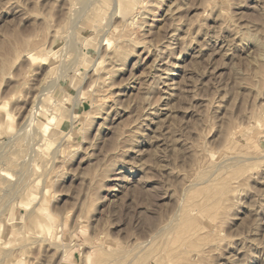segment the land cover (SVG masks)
<instances>
[{
    "label": "rangeland",
    "instance_id": "374dc122",
    "mask_svg": "<svg viewBox=\"0 0 264 264\" xmlns=\"http://www.w3.org/2000/svg\"><path fill=\"white\" fill-rule=\"evenodd\" d=\"M115 1L0 0V264H264V0Z\"/></svg>",
    "mask_w": 264,
    "mask_h": 264
},
{
    "label": "bare ground",
    "instance_id": "6f19581e",
    "mask_svg": "<svg viewBox=\"0 0 264 264\" xmlns=\"http://www.w3.org/2000/svg\"><path fill=\"white\" fill-rule=\"evenodd\" d=\"M117 1H118V0L115 1V4L117 3ZM115 4H114V6H115ZM115 7L117 8V4H116ZM113 9H114V8H113ZM155 17H156V16H155ZM135 19H136V18H135V14H133V15L129 16V18H127V23H128V24H132V23H134ZM173 35H174V34H173ZM80 49H81V48H80ZM124 53H125V52H124ZM76 54H77V53H76ZM118 54H119V53H118ZM125 54H128V53H125ZM127 56H128V55H127ZM169 69H170V68H169ZM166 70H167V69H166ZM167 71H168V70H167ZM66 72H67V71H66ZM168 72H169V71H168ZM167 74H168V73H167ZM167 74H166V76H167ZM162 77H163V76H162ZM50 80H51V79H50ZM166 80H167V79H166ZM56 81H58V80H56ZM168 82H169V81H168ZM48 83H49V82H48ZM52 84H53V83H52ZM54 84H55V83H54ZM54 84H53L52 86H54ZM50 87H51V86H50ZM43 89H45V87H44ZM42 93H43V92H42ZM76 97H77V96H75V98H76ZM78 97H79V96H78ZM77 99H78V98H77ZM35 104H36V103H35ZM73 104H74V102H73ZM41 105H42V104H41ZM33 106H34V105H33ZM40 107H41V106H40ZM33 108H34V107H33ZM33 108H32V109H33ZM37 108H38V107H37ZM72 108H73V107H72ZM33 110L35 111V108H34ZM34 111H32V112H34ZM38 112H39V110H38ZM32 115H33V114H32ZM32 115H31L30 117H32ZM74 116H75L74 113L71 112V117H74ZM55 117H56L55 115H51V116L48 118V120H47L48 123H49V124L47 123V130H48V131H49L50 127H51L50 124H51V122L53 123V120L55 119ZM96 117H97V116H96ZM32 119L34 120V117H33ZM32 119H31V120H32ZM31 124H32V123H31ZM24 130H25V129H24ZM48 131H47V132H48ZM21 132H22V130H21ZM23 132H24V131H23ZM27 132H28V131H27ZM47 132H46V133H43L42 135H40L41 137L39 138V140H40V139H43L44 142H46L48 145H49V144L51 145L50 141L48 140V138H47V136H46V135H47ZM231 133H232V132H231ZM12 140H13V138H12ZM39 140H38V141H39ZM248 140H249V139H248ZM44 142H43V143H44ZM38 143H39V142H38ZM249 143H250V142H248V144H249ZM41 145H42V144H38V147H37V148H40ZM45 145H46V144H45ZM45 147H46V146H45ZM47 147H48V146H47ZM246 148H247V147H246ZM8 149H9V148H8ZM40 149H41V148H40ZM247 149H248V148H247ZM248 150H249V149H248ZM245 152H246V151H245ZM246 156H247V155H246ZM228 158H229V157H228ZM247 158H248V157H247ZM227 160H228V159H227ZM231 160H232V159H231ZM231 160H230V161H231ZM232 161H233V160H232ZM222 162H223V161H222ZM219 163H220V162H218V164H219ZM218 164H217V165H218ZM220 165H221V164H220ZM235 165H236V164H235ZM222 166H223V165H222ZM227 166H228V165H227ZM237 166H238V165H237ZM218 167H219V166H218ZM235 168H236V167H235ZM8 171H9V170H8ZM8 171H7V172H8ZM216 171H218V168H217ZM7 172H6V173H7ZM224 172H226V170H225ZM215 173H216V172H215ZM7 174H8V173H7ZM237 174H238V173H237ZM3 175H4V174H3ZM7 176H8V175H6V177H7ZM216 176H217V175H216ZM9 177H10V176H9ZM7 178H8V177H7ZM17 178H18V177H17ZM18 179H20V178H18ZM208 179H209V178H208ZM211 179H212V178H211ZM12 180H13V178H12ZM12 180H11V181H12ZM14 180H15V179H14ZM221 180H222V179H221ZM223 180H225V179H223ZM240 180H241V179H240ZM240 180H238V182H239ZM11 181H10V182H11ZM19 181H20V180H18V182H19ZM212 181H213V180H212ZM18 182H17V184H18ZM225 182H226V181H225ZM227 182H228V181H227ZM229 182H230V181H229ZM14 183H15V182H14ZM20 183H21V181H20ZM20 183H19V185H20ZM15 184H16V183H15ZM225 184H226V183H225ZM225 184H224V185H225ZM232 189H233V188H232ZM221 190H222V188H221ZM206 191H207V190H206ZM222 191H223V190H222ZM234 191H235V190H234ZM221 193H222V192H221ZM228 194H229V193H228ZM233 196H234V194H233ZM208 197H209V196H207V198H208ZM203 198H204V197H203ZM205 198H206V197H205ZM213 198H214V196H213ZM230 198H231V197H230ZM230 198H229V201H230ZM209 199H210V198H209ZM209 199H208V201H209ZM233 199H234V197H233ZM231 200H232V199H231ZM230 202H231V201H230ZM216 203H217V202H216ZM198 204H199V203H197V206H198ZM208 204L211 206L212 203H211V204L208 203ZM217 204L219 205V204H221V203H217ZM202 205H203V203H202ZM218 205H217V206H218ZM195 206H196V204H195ZM207 206H208V205H207ZM212 206H213V205H212ZM200 207H201V206H200ZM213 209H214V208H213ZM183 214H185V213H183ZM162 227H163V226H162ZM161 229H162V228H161ZM159 230H160V228H159ZM163 230H164V228H163ZM191 230H192V229H191ZM194 230H196V227L194 228ZM194 230H193V231H194ZM172 231H173V229H172ZM172 231H171V232H172ZM175 231H176V229H175ZM179 231H180V230H179ZM189 231H190V230H189ZM193 231H191V233H192ZM170 234H171V233H170ZM174 234H175V232H174ZM176 234H177V233H176ZM176 234H175V235H176ZM177 235H178V234H177ZM192 235H195V234H192ZM197 235H198V234H197ZM201 235H202V234H201ZM171 236H172V234H171ZM184 237H185V236H184ZM187 237H188V236H186V239H187ZM193 237H194V236H193ZM199 237H200V235H199ZM170 238H171V237H170ZM177 238H178V237H177ZM191 238H192V236H191ZM196 238H197V237H196ZM202 238H203V237H202ZM198 239H199V238H198ZM187 240H188V239H187ZM189 240H190V239H189ZM192 240H193V239H192ZM175 241H177V239H176ZM168 246H169V245H168ZM172 246H173V245H172ZM169 247H170V246H169ZM175 249H176V248H175ZM166 252H167V251H166ZM171 252H172V251H171ZM183 252H184V251H183ZM124 255H125V254H124ZM172 255H173V254H171V256H172ZM183 255L185 256L186 254H183ZM183 255H182V256H183ZM176 257H177V256H176ZM176 257H175V258H176ZM179 257H180V255H179ZM173 258H174V257H173ZM184 258H186V257H184ZM177 260H178V259H177ZM175 261H176V259H175ZM178 261H179V260H178ZM183 261H184V260H183ZM172 262H173V261H172ZM175 263H176V262H174V264H175ZM181 263H182V262H181Z\"/></svg>",
    "mask_w": 264,
    "mask_h": 264
}]
</instances>
